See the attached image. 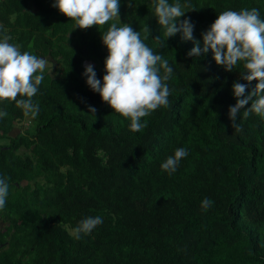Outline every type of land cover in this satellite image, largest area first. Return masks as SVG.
Listing matches in <instances>:
<instances>
[{"label":"trees","instance_id":"trees-1","mask_svg":"<svg viewBox=\"0 0 264 264\" xmlns=\"http://www.w3.org/2000/svg\"><path fill=\"white\" fill-rule=\"evenodd\" d=\"M51 3L0 0V36L56 64L44 68L32 98L40 105L35 118L14 101L0 105L8 112L0 119V174L10 183L0 209V264H264V118L244 119L242 109L236 131L227 115L242 68L225 71L211 51L188 57L193 43L179 33L160 48L153 38L166 37L151 0H121L119 18L84 29H73ZM182 3L179 19L191 18L196 40L223 10L257 7L264 17V0ZM119 20L142 39L147 27L145 43L174 68L169 103L136 132L82 76L92 64L102 77L101 33ZM181 146L188 155L167 175L160 163ZM204 197L212 201L206 210ZM87 215L103 223L75 239L71 229Z\"/></svg>","mask_w":264,"mask_h":264},{"label":"clouds","instance_id":"clouds-1","mask_svg":"<svg viewBox=\"0 0 264 264\" xmlns=\"http://www.w3.org/2000/svg\"><path fill=\"white\" fill-rule=\"evenodd\" d=\"M121 0H52L51 6L74 21L73 29L105 25L119 18ZM130 2V0H129ZM186 3L182 0H151L153 15L159 26L163 27L165 40L157 35L160 48L166 47L167 38L180 34L183 41H192L193 46L186 53L188 57H200L211 51L215 64L225 71H233L239 65L242 70L239 80L231 84V95L235 103L229 105L227 115L232 127L239 131L238 114L246 119L251 114L264 118V17L257 7L226 9L201 33V39L193 37L195 28L190 17L184 15ZM72 29V30H73ZM101 33V32H100ZM136 31L128 23L113 22L101 33L102 44L106 47L104 72L97 77L92 64L84 67L82 76L86 85L101 100L121 116L128 119L129 130L136 132L144 127L143 117L169 103L171 89L166 83L174 73L168 59L154 51L145 43L149 30ZM10 37L0 36V105L14 101L25 117L35 118L40 105L32 99L44 79L46 60L44 57L21 51L18 44L10 43ZM202 43V46H201ZM256 81L254 87L245 94L249 83ZM248 105V107H245ZM91 114L96 108L88 105ZM8 115L5 107L0 106V119ZM188 150L176 147L161 163L160 169L167 175L174 174ZM9 177L0 174V209H3L9 196ZM201 209L211 207L212 201L204 197ZM103 223L101 215H87L71 229L75 239L92 232Z\"/></svg>","mask_w":264,"mask_h":264},{"label":"rangeland","instance_id":"rangeland-1","mask_svg":"<svg viewBox=\"0 0 264 264\" xmlns=\"http://www.w3.org/2000/svg\"><path fill=\"white\" fill-rule=\"evenodd\" d=\"M47 67L50 68V60H47L46 63H45V68H47ZM51 67L55 69V68H56V64H54V65L52 64ZM52 70H53V69H50V72H49V73H51ZM22 123H23V122H17L15 128H14V129L12 130V132H11V135L15 136V135L18 134V132H19L18 129L20 128V126H21ZM27 123H28V122H25L26 125H27Z\"/></svg>","mask_w":264,"mask_h":264},{"label":"water","instance_id":"water-1","mask_svg":"<svg viewBox=\"0 0 264 264\" xmlns=\"http://www.w3.org/2000/svg\"><path fill=\"white\" fill-rule=\"evenodd\" d=\"M45 60H50V61L52 62L53 65L55 64V62H53V61H52L51 59H49V58H45ZM48 72H50V70H49Z\"/></svg>","mask_w":264,"mask_h":264}]
</instances>
